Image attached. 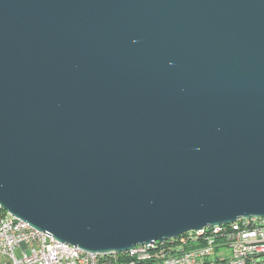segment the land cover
Returning a JSON list of instances; mask_svg holds the SVG:
<instances>
[{
	"label": "water",
	"instance_id": "water-1",
	"mask_svg": "<svg viewBox=\"0 0 264 264\" xmlns=\"http://www.w3.org/2000/svg\"><path fill=\"white\" fill-rule=\"evenodd\" d=\"M0 205L97 254L264 218V0H0Z\"/></svg>",
	"mask_w": 264,
	"mask_h": 264
},
{
	"label": "built area",
	"instance_id": "built-area-1",
	"mask_svg": "<svg viewBox=\"0 0 264 264\" xmlns=\"http://www.w3.org/2000/svg\"><path fill=\"white\" fill-rule=\"evenodd\" d=\"M206 239H215L214 247H205ZM166 243L170 245L165 246ZM166 243L137 246L131 252L97 254L56 240L30 224L0 210V264H127L129 254L151 257L169 252L170 247L196 245L195 254H184L165 260L163 264H258L264 255V218H239L227 226L205 228L199 233L188 232ZM21 251L20 258L16 250Z\"/></svg>",
	"mask_w": 264,
	"mask_h": 264
},
{
	"label": "bare ground",
	"instance_id": "bare-ground-1",
	"mask_svg": "<svg viewBox=\"0 0 264 264\" xmlns=\"http://www.w3.org/2000/svg\"><path fill=\"white\" fill-rule=\"evenodd\" d=\"M0 210L1 213H8V211L5 210L1 205H0ZM227 225L229 224L219 225V226H227ZM201 231H205V229ZM199 232L200 231H192V233H199ZM214 246H215V239L205 240V247H214ZM126 252H131V250ZM195 253H196V247L190 250H182L178 254L164 252L162 253V255L151 256V257H138V255L136 254H129V256L127 257V264H141L145 262H150L151 264H163L165 263V260H172L173 257L181 256L184 254H195ZM195 264H210V260H195Z\"/></svg>",
	"mask_w": 264,
	"mask_h": 264
},
{
	"label": "trees",
	"instance_id": "trees-1",
	"mask_svg": "<svg viewBox=\"0 0 264 264\" xmlns=\"http://www.w3.org/2000/svg\"><path fill=\"white\" fill-rule=\"evenodd\" d=\"M167 245H170V243H166L165 244V246H167ZM195 247H196V245H193V244H184L182 246L170 247L169 248V252H167V253H175V254H178L182 250H190V249H193ZM148 263H150V262H148ZM141 264H143V263H141Z\"/></svg>",
	"mask_w": 264,
	"mask_h": 264
},
{
	"label": "rangeland",
	"instance_id": "rangeland-1",
	"mask_svg": "<svg viewBox=\"0 0 264 264\" xmlns=\"http://www.w3.org/2000/svg\"><path fill=\"white\" fill-rule=\"evenodd\" d=\"M16 256L19 257V258H20V256H21V251H20L19 249L16 250ZM257 262H258V264H264V255L259 256V257L257 258ZM143 264H150V263L145 262V263H143Z\"/></svg>",
	"mask_w": 264,
	"mask_h": 264
}]
</instances>
